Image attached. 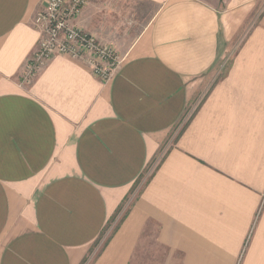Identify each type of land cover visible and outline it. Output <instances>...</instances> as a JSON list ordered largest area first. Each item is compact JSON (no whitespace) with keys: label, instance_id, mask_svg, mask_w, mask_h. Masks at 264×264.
I'll return each instance as SVG.
<instances>
[{"label":"crops","instance_id":"1","mask_svg":"<svg viewBox=\"0 0 264 264\" xmlns=\"http://www.w3.org/2000/svg\"><path fill=\"white\" fill-rule=\"evenodd\" d=\"M45 1L0 0V264H264V0H143L130 42L86 0L105 83L61 56L28 76Z\"/></svg>","mask_w":264,"mask_h":264},{"label":"built area","instance_id":"2","mask_svg":"<svg viewBox=\"0 0 264 264\" xmlns=\"http://www.w3.org/2000/svg\"><path fill=\"white\" fill-rule=\"evenodd\" d=\"M86 5V0L45 1L33 20L40 38L28 59V76H34L53 58L61 56L84 63L101 82L113 79L122 64L115 46L99 42L95 35L75 24Z\"/></svg>","mask_w":264,"mask_h":264},{"label":"rangeland","instance_id":"3","mask_svg":"<svg viewBox=\"0 0 264 264\" xmlns=\"http://www.w3.org/2000/svg\"><path fill=\"white\" fill-rule=\"evenodd\" d=\"M89 6L90 16L96 18L98 29H105L107 36L120 42L124 38H129L128 42L135 38L159 8L157 5L145 3L143 0H89ZM243 36L240 34L236 38L232 44V52L240 46ZM230 53H227L228 55L226 54L223 58L221 68L229 66ZM152 259L154 260V257L152 255L150 258L148 251H140L134 264H152Z\"/></svg>","mask_w":264,"mask_h":264}]
</instances>
